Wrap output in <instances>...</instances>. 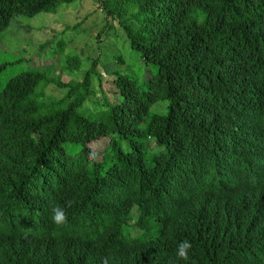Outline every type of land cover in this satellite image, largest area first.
<instances>
[{"label":"trees","instance_id":"1","mask_svg":"<svg viewBox=\"0 0 264 264\" xmlns=\"http://www.w3.org/2000/svg\"><path fill=\"white\" fill-rule=\"evenodd\" d=\"M84 1L0 0V34ZM93 1L155 72L142 90L99 56L85 71L55 37L31 61L59 74L0 91V264H177L184 239L195 264H264V0Z\"/></svg>","mask_w":264,"mask_h":264},{"label":"rangeland","instance_id":"2","mask_svg":"<svg viewBox=\"0 0 264 264\" xmlns=\"http://www.w3.org/2000/svg\"><path fill=\"white\" fill-rule=\"evenodd\" d=\"M81 24L83 25L82 29L80 28L76 32V27ZM106 25L111 27L110 34L100 36V32ZM115 31L121 32L118 22L108 19L101 10V6L93 0H85L82 3L64 6L55 15L41 14L35 18H15L10 28L0 34V66L5 65L0 73V91L6 87L12 78L31 68L59 74L57 68L51 64L56 54L48 53L41 56L40 58L44 64L42 67H32L35 61H31L36 56L39 46L55 37L62 38L67 43L69 42L70 50L76 52L82 58L85 71L91 68L92 62L99 56L105 76L114 78L119 73L128 74L138 82L142 90H145L144 85L150 78L148 75H152L155 69L143 66L140 57L133 54L130 49L128 50V46L126 47L128 43L126 39L125 42L119 38V34ZM121 56L125 60L124 65L116 63L117 57ZM65 57H61L63 65L65 64ZM99 70L104 73L101 66ZM81 78L82 76L77 79L80 81ZM63 80L67 83L72 80V77L65 75ZM111 88L108 85V89ZM53 95L57 98L62 96L57 91ZM164 110L163 105H156L151 110V114L161 113ZM93 147L95 148V146ZM160 151L161 149L157 148L152 152L157 154ZM137 211L138 207L132 211L135 222ZM151 222L154 223L153 219ZM134 228V236L143 234L136 227ZM160 230L161 224L159 223L147 233L146 237L154 238Z\"/></svg>","mask_w":264,"mask_h":264},{"label":"clouds","instance_id":"3","mask_svg":"<svg viewBox=\"0 0 264 264\" xmlns=\"http://www.w3.org/2000/svg\"><path fill=\"white\" fill-rule=\"evenodd\" d=\"M74 201H69L67 207H71ZM50 218L53 224L57 226L67 225L68 211L65 206L56 205L50 210ZM175 256L177 259V264H195L194 257V245L189 239H184L180 241L175 248Z\"/></svg>","mask_w":264,"mask_h":264}]
</instances>
